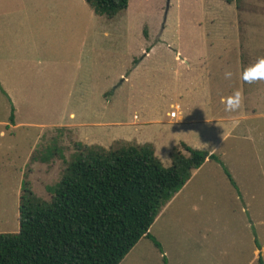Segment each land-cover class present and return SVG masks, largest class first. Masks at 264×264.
Masks as SVG:
<instances>
[{
	"label": "rangeland",
	"instance_id": "374dc122",
	"mask_svg": "<svg viewBox=\"0 0 264 264\" xmlns=\"http://www.w3.org/2000/svg\"><path fill=\"white\" fill-rule=\"evenodd\" d=\"M128 3L108 18L85 0H0V233L18 231L24 180L50 199L46 187L80 142L74 124L112 135L147 127L170 167L175 140L200 138L166 114L170 104L201 112L208 101L211 118L226 121L206 123L205 146L215 147L235 184L207 161L148 230L161 250L142 238L126 264H258L259 253L264 262V81H240L264 57V0ZM236 89L243 107L225 111L221 98Z\"/></svg>",
	"mask_w": 264,
	"mask_h": 264
},
{
	"label": "trees",
	"instance_id": "16d2710c",
	"mask_svg": "<svg viewBox=\"0 0 264 264\" xmlns=\"http://www.w3.org/2000/svg\"><path fill=\"white\" fill-rule=\"evenodd\" d=\"M85 2L95 14L112 18L129 0ZM9 120L14 121L13 105ZM76 146L60 180L46 187L49 200L38 197L29 181L22 182L18 231L0 233V264H119L142 237L161 250L148 230L193 170L215 160L235 184L218 155L183 141L171 148L170 167L163 166L150 142ZM255 244L259 249L256 239ZM257 261L264 264L260 253Z\"/></svg>",
	"mask_w": 264,
	"mask_h": 264
},
{
	"label": "crops",
	"instance_id": "0c3cea01",
	"mask_svg": "<svg viewBox=\"0 0 264 264\" xmlns=\"http://www.w3.org/2000/svg\"><path fill=\"white\" fill-rule=\"evenodd\" d=\"M179 52H181V51L180 50L179 51H176V54H175L176 57L178 55L177 53H179ZM148 53H149V50L148 51L146 50L145 51V54H143V56H146ZM182 55H184V54H182ZM178 56H181V55H178ZM178 61H182V59L180 58V60H178ZM239 68L241 69V66H239ZM241 74H240V77H241ZM240 81L243 82V80H240ZM0 87L3 89V87H2L1 84H0ZM221 100H222V103H224L225 98L222 97ZM186 104L187 105L185 106V110H181L180 105L178 103L177 104L176 103H171L170 104V110L167 111L166 114L170 118H172L174 121H176L175 122L176 124H179V125L183 126V131H185L187 133V136L188 135H193L194 133H197V135H198L197 137H200V138H193V137L192 138H189V136H188V137L181 138L180 140H178V142H175L176 141L175 140L173 142L171 148L174 145H176L177 143H179L180 141H183V142H185L186 144H188L191 147L198 148V149H203V150H206L209 153H213L215 147L212 148V149H208V148H206L207 146H205L206 141L208 140L207 138H209L208 136L205 137L206 134H204L205 132H208L207 129H206V127H205V125H206V123H212L211 119L212 120H215L216 122L223 123V122L226 121L225 116H223L222 114H218L217 116H214V118H211V116L209 114V109L210 108H209L208 101L207 102H204L201 105V112H199L200 109H198L197 107L194 108V106L191 105L190 103H186ZM171 112H175V116L174 117H171L170 116V113ZM73 116H74V114L73 113H70V117H73ZM133 119L135 121H138L139 120V116H137V114H134L133 115ZM1 124H2V122L0 121V125ZM65 124H67V123H65ZM4 125L7 126L6 123H4ZM17 125L18 124L16 122H13V125H10V126L16 128ZM91 126H92V124L86 122L85 120H81L79 122V124H77V125L74 124V128L77 129V132H78V135H79L78 140L80 142H82L84 144H87V145L97 144V145H101V146H103L105 148H108L113 142L119 141V140L127 141V142H132V143H137V144H143L145 142H150L154 146L155 155H156L157 146L153 142L151 136H149V134H151V131H147L146 130L147 127H143V128L140 127V128H137V129H125V130L119 131L116 134L112 135V134H110V132L106 133L104 131L92 130L91 129ZM77 127H79V129ZM2 136H3V131L0 130V137H2ZM149 138H150V140H147ZM169 153H170V151H169ZM207 161H211V160H208L207 159L199 168L193 170L190 179L165 204V206L162 207V209L160 210V212L156 216L154 222L150 226V228H149L150 230H151V228H152V226L154 224H158V222H160V220L164 217V213L166 212V210L169 209L172 206L173 202H175V200L180 196V195H178L179 192L182 191V189L187 186V184L193 178L194 174L198 170H200L201 168H203L204 167V164ZM149 233L151 234V231ZM152 236L158 241V239L154 235H152ZM142 238H146V237H142ZM142 238L136 243L137 245L140 244ZM147 239H149V238H147ZM152 244H153V242H152ZM154 247H155V245H154ZM133 250L131 249L125 255V257L121 260V262L119 264H126L131 259H133V255H132L133 254ZM165 253H166L165 251H162L161 255L162 254H165Z\"/></svg>",
	"mask_w": 264,
	"mask_h": 264
},
{
	"label": "clouds",
	"instance_id": "9594fccd",
	"mask_svg": "<svg viewBox=\"0 0 264 264\" xmlns=\"http://www.w3.org/2000/svg\"><path fill=\"white\" fill-rule=\"evenodd\" d=\"M232 75V72L226 71L225 79H231ZM240 78L248 84L264 81V57L258 58L255 63L246 67ZM224 104L225 111L235 112L240 110L244 104L243 89L234 90L231 95L225 98Z\"/></svg>",
	"mask_w": 264,
	"mask_h": 264
},
{
	"label": "built area",
	"instance_id": "2783aa9c",
	"mask_svg": "<svg viewBox=\"0 0 264 264\" xmlns=\"http://www.w3.org/2000/svg\"><path fill=\"white\" fill-rule=\"evenodd\" d=\"M170 116H171V117L175 116V112H171V113H170Z\"/></svg>",
	"mask_w": 264,
	"mask_h": 264
}]
</instances>
